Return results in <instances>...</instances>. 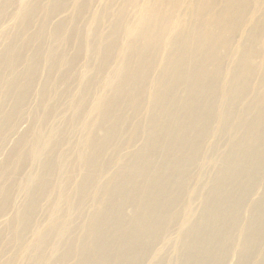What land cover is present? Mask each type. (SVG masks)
I'll use <instances>...</instances> for the list:
<instances>
[{
  "label": "bare ground",
  "instance_id": "bare-ground-1",
  "mask_svg": "<svg viewBox=\"0 0 264 264\" xmlns=\"http://www.w3.org/2000/svg\"><path fill=\"white\" fill-rule=\"evenodd\" d=\"M0 264H264V0H0Z\"/></svg>",
  "mask_w": 264,
  "mask_h": 264
}]
</instances>
